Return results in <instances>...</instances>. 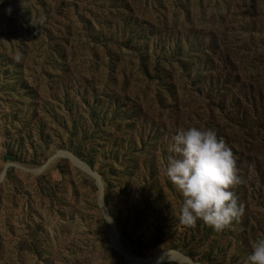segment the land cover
Returning a JSON list of instances; mask_svg holds the SVG:
<instances>
[{
    "label": "rangeland",
    "instance_id": "374dc122",
    "mask_svg": "<svg viewBox=\"0 0 264 264\" xmlns=\"http://www.w3.org/2000/svg\"><path fill=\"white\" fill-rule=\"evenodd\" d=\"M192 126L236 150L223 232L183 226L165 174ZM262 129L264 0H0V264H250Z\"/></svg>",
    "mask_w": 264,
    "mask_h": 264
},
{
    "label": "clouds",
    "instance_id": "9594fccd",
    "mask_svg": "<svg viewBox=\"0 0 264 264\" xmlns=\"http://www.w3.org/2000/svg\"><path fill=\"white\" fill-rule=\"evenodd\" d=\"M165 174L182 194L179 221L194 228L203 221L216 232L239 222L245 206L232 190L242 183L237 157L212 129H178L167 145ZM250 264H264V236L251 244Z\"/></svg>",
    "mask_w": 264,
    "mask_h": 264
},
{
    "label": "trees",
    "instance_id": "16d2710c",
    "mask_svg": "<svg viewBox=\"0 0 264 264\" xmlns=\"http://www.w3.org/2000/svg\"><path fill=\"white\" fill-rule=\"evenodd\" d=\"M258 125V123H257ZM262 128V127H261ZM264 131V129H262ZM255 131L252 126H250L248 129L243 131L241 133L242 135V143L237 144L239 153H244V152H253V151H258L262 147V143L259 141L258 142V135H255ZM215 132L218 135V130L215 129ZM231 149L234 154H236L235 148L231 145ZM89 164V163H88ZM264 171H261V166L258 167V174H262Z\"/></svg>",
    "mask_w": 264,
    "mask_h": 264
},
{
    "label": "water",
    "instance_id": "95a60500",
    "mask_svg": "<svg viewBox=\"0 0 264 264\" xmlns=\"http://www.w3.org/2000/svg\"><path fill=\"white\" fill-rule=\"evenodd\" d=\"M92 176L95 177L96 182H97V185H98L99 188H100V196H101V198H100L101 200H100V201H102V197H103V189H102V183H101L100 177H99L98 175H92ZM101 208L103 209V212H104L105 216H106L107 218H109L108 213H107V211H106V209H105V207H104V205H103L102 202H101ZM109 222H110V224H111V227H112L113 232H116V229H115V225H114L113 220L109 218ZM161 254H162V253H161ZM159 255H160V254H159ZM161 262H162V261H161Z\"/></svg>",
    "mask_w": 264,
    "mask_h": 264
}]
</instances>
